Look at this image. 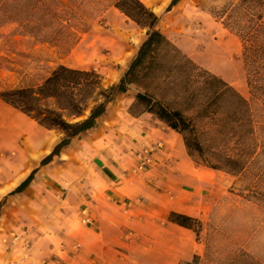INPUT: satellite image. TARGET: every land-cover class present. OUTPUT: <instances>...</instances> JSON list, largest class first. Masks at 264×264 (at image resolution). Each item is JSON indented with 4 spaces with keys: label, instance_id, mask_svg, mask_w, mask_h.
Returning <instances> with one entry per match:
<instances>
[{
    "label": "rangeland",
    "instance_id": "1",
    "mask_svg": "<svg viewBox=\"0 0 264 264\" xmlns=\"http://www.w3.org/2000/svg\"><path fill=\"white\" fill-rule=\"evenodd\" d=\"M142 1L160 16L159 29L185 54L248 98L258 142L243 171L211 169L205 160L214 162L213 154L219 150H234V140L225 145L213 125L198 122L205 156L193 152L191 159L212 172V182L203 189L201 199L190 196L206 208L199 217L198 236L194 232L202 251L181 264H264V103L250 94L240 37L215 16L233 0H179L170 10L172 0ZM116 2L0 0V91L39 85L59 65L93 69L106 85L117 83L147 31L121 12ZM137 90L132 86L118 102L133 98ZM132 109L139 112L142 107ZM185 113L194 114L193 109ZM37 126L0 100V202L4 200L0 264L22 255L28 257L27 264H77L74 256L81 247L76 231L81 226L69 224L78 218L85 227L92 223L84 221L79 195L68 197L69 184L53 191L52 177H44L34 183L37 197L11 193L15 183L40 164V159L32 157L33 144L28 139V133L40 136ZM54 168L60 171L62 165ZM47 201L59 207L50 211ZM63 204L73 206L83 217L66 213Z\"/></svg>",
    "mask_w": 264,
    "mask_h": 264
},
{
    "label": "trees",
    "instance_id": "2",
    "mask_svg": "<svg viewBox=\"0 0 264 264\" xmlns=\"http://www.w3.org/2000/svg\"><path fill=\"white\" fill-rule=\"evenodd\" d=\"M178 1L172 0L168 9ZM116 7L147 31L117 83L106 85L103 76L93 69L59 65L39 85L0 91L1 101L45 128L61 133L60 141L41 160L40 166L54 161L74 139L95 128L115 97L136 86L131 113L150 112L179 132L190 157L193 152L205 156L198 122L213 125L223 143L227 145L234 140L235 147L230 152H214L216 160H205L206 166L229 173L243 171L247 158L258 145L248 98L185 54L159 29L160 16L142 0H117ZM215 16L240 37L250 94L264 103V0H233ZM133 106L142 109L134 112ZM192 109L194 114L185 113ZM37 170L11 193L24 192ZM3 205L4 200L0 202V211ZM169 220L191 229L197 236L202 226L198 217L183 213L172 212ZM247 259L246 255L241 256V260Z\"/></svg>",
    "mask_w": 264,
    "mask_h": 264
},
{
    "label": "crops",
    "instance_id": "3",
    "mask_svg": "<svg viewBox=\"0 0 264 264\" xmlns=\"http://www.w3.org/2000/svg\"><path fill=\"white\" fill-rule=\"evenodd\" d=\"M127 94L117 95L97 126L74 139L54 161L39 164L34 179L22 193L37 197L34 183L40 178L52 177L53 191L65 189L64 184L68 183V197L79 195L80 205L91 216L92 224L85 227L79 218L68 223L81 226L76 231L81 247L74 256L77 264L189 262L202 251L195 233L171 222L169 217L172 212L198 218L205 213L206 208L197 205L190 196L202 198L212 172L191 159L179 132L150 112L131 113L134 98L118 102ZM20 113L40 129H37L40 136L28 133V139L33 144L29 149L33 159L41 162L58 144L61 133ZM18 139L15 136V144ZM140 154L152 158L146 171L137 170ZM55 164L62 165V169H55ZM29 175L15 183V188ZM47 203L50 211L59 207ZM62 207L66 213L79 215L73 206L63 204ZM28 261L22 255L7 264Z\"/></svg>",
    "mask_w": 264,
    "mask_h": 264
},
{
    "label": "built area",
    "instance_id": "4",
    "mask_svg": "<svg viewBox=\"0 0 264 264\" xmlns=\"http://www.w3.org/2000/svg\"><path fill=\"white\" fill-rule=\"evenodd\" d=\"M139 157H140V159H139L140 162H139V165L137 167V170L146 171V169L149 167V165L152 164V158L150 156H147V155L144 156L142 154H140ZM84 221L88 224L92 223L91 216L88 213L85 214Z\"/></svg>",
    "mask_w": 264,
    "mask_h": 264
}]
</instances>
